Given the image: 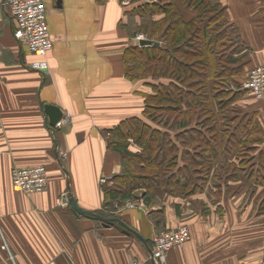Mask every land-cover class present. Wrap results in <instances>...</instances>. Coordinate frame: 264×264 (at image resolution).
<instances>
[{"label": "crops", "instance_id": "crops-1", "mask_svg": "<svg viewBox=\"0 0 264 264\" xmlns=\"http://www.w3.org/2000/svg\"><path fill=\"white\" fill-rule=\"evenodd\" d=\"M44 1L54 46L42 70L32 67L39 57L15 39V21L0 0V264H155L153 236L180 224L189 225L191 239L172 249L166 264H264L262 216L243 194L231 191L218 202L156 191L146 209L109 216L137 234L80 215L63 200L71 194L84 209L106 208L101 178L124 170L108 147V130L141 114L147 90L126 77L125 49L140 44L130 31L137 16L122 0ZM220 1L251 48L249 64L264 63V0ZM251 101L264 122V99ZM45 104L59 106L70 121L52 127ZM36 165L47 167L48 189L16 190L13 170ZM156 217L164 218L159 227Z\"/></svg>", "mask_w": 264, "mask_h": 264}, {"label": "trees", "instance_id": "trees-1", "mask_svg": "<svg viewBox=\"0 0 264 264\" xmlns=\"http://www.w3.org/2000/svg\"><path fill=\"white\" fill-rule=\"evenodd\" d=\"M132 2L130 31L156 43L125 49L126 77L147 91L141 114L108 130L124 170L102 184L106 208L96 212L111 216L138 191L146 206L156 191L218 202L232 191L264 225V122L255 96L242 88L260 64H249L239 26L220 0ZM163 219L156 217L158 227Z\"/></svg>", "mask_w": 264, "mask_h": 264}, {"label": "built area", "instance_id": "built-area-1", "mask_svg": "<svg viewBox=\"0 0 264 264\" xmlns=\"http://www.w3.org/2000/svg\"><path fill=\"white\" fill-rule=\"evenodd\" d=\"M132 1L122 0V4L130 7L133 4ZM2 3L8 8L15 21V39L39 57V60L34 62L32 67L42 70L48 68V56L54 46V41L47 21L45 1L3 0ZM144 38H147L144 34L135 36L137 42ZM242 88L252 93L256 99H264V63L251 70L249 78L244 82ZM70 119V114L64 115L55 127L70 121ZM59 154L62 158L68 156L66 151H60ZM101 182L104 184L112 183V176L101 178ZM12 183L16 190L26 194L44 192L50 183L47 167L44 165L16 167L12 173ZM120 208L146 209L147 206L141 193L135 200H126L122 206L118 207V209ZM190 239L191 229L187 224H180L176 228H165L155 233L152 239L155 264H166L169 252L174 248H184ZM3 248L8 249V244L5 243ZM128 264H142V262L134 259Z\"/></svg>", "mask_w": 264, "mask_h": 264}, {"label": "water", "instance_id": "water-1", "mask_svg": "<svg viewBox=\"0 0 264 264\" xmlns=\"http://www.w3.org/2000/svg\"><path fill=\"white\" fill-rule=\"evenodd\" d=\"M154 43H156V42L153 41L152 39H149V38L141 39L140 42H139V44L141 46L152 45ZM44 109L46 111V114L48 115L49 123H50V125L52 127H55L58 124V122H60V120L64 116V112L57 105L45 104L44 105ZM58 155H59V153H58ZM63 200L64 201H68L71 204L73 211L78 213V214H80V215H84V216H86L88 218L100 219L103 222L104 225H108V226L112 225V226H115L118 229L122 228L124 232H127V233L134 232V233L137 234V232L133 228H131L127 223H125L119 217L104 216V215H102V214H100L98 212L82 208L78 204V201L71 194L65 195L63 197Z\"/></svg>", "mask_w": 264, "mask_h": 264}, {"label": "rangeland", "instance_id": "rangeland-1", "mask_svg": "<svg viewBox=\"0 0 264 264\" xmlns=\"http://www.w3.org/2000/svg\"><path fill=\"white\" fill-rule=\"evenodd\" d=\"M132 6H130V7H128V8H131ZM145 35V34H144ZM145 37H147L146 35H145ZM148 38V37H147ZM142 192L140 191V194H141ZM138 197V196H137Z\"/></svg>", "mask_w": 264, "mask_h": 264}]
</instances>
